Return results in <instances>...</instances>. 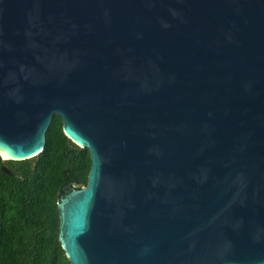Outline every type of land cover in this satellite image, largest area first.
Masks as SVG:
<instances>
[{"label":"water","instance_id":"obj_1","mask_svg":"<svg viewBox=\"0 0 264 264\" xmlns=\"http://www.w3.org/2000/svg\"><path fill=\"white\" fill-rule=\"evenodd\" d=\"M55 115L70 264H264V0H0L1 158Z\"/></svg>","mask_w":264,"mask_h":264},{"label":"trees","instance_id":"obj_2","mask_svg":"<svg viewBox=\"0 0 264 264\" xmlns=\"http://www.w3.org/2000/svg\"><path fill=\"white\" fill-rule=\"evenodd\" d=\"M90 166L88 150L64 134L57 115L37 156H0V264H70L58 240V203L87 184Z\"/></svg>","mask_w":264,"mask_h":264}]
</instances>
